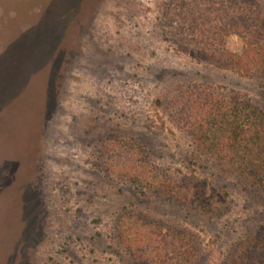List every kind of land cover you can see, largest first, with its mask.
I'll return each mask as SVG.
<instances>
[{"label": "rangeland", "instance_id": "rangeland-1", "mask_svg": "<svg viewBox=\"0 0 264 264\" xmlns=\"http://www.w3.org/2000/svg\"><path fill=\"white\" fill-rule=\"evenodd\" d=\"M172 1L0 0V264H137L116 231L126 211L197 234L195 264H231L264 226V200L197 151L169 109L194 86L264 105V80L187 49L166 18ZM226 48L243 42L230 36ZM114 138L136 140L173 176L210 182L223 207L142 195L102 158Z\"/></svg>", "mask_w": 264, "mask_h": 264}, {"label": "trees", "instance_id": "trees-1", "mask_svg": "<svg viewBox=\"0 0 264 264\" xmlns=\"http://www.w3.org/2000/svg\"><path fill=\"white\" fill-rule=\"evenodd\" d=\"M166 18L194 55L243 77L264 80V0H173ZM230 36L243 42L241 53L227 50ZM169 109L197 151L237 171L264 200V105L237 92L194 86L173 99ZM102 148V158L111 159L115 176L144 196L205 213L223 207L222 195L210 182L169 174L154 165L136 140L109 139ZM190 164H197L195 155ZM116 231L137 264H195L202 252L197 234L135 211L120 214ZM231 264H264V226L242 239Z\"/></svg>", "mask_w": 264, "mask_h": 264}]
</instances>
